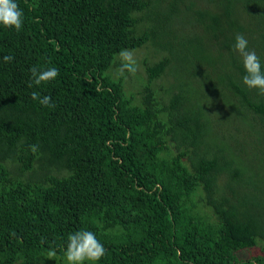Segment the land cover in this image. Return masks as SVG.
Here are the masks:
<instances>
[{
    "label": "trees",
    "instance_id": "1",
    "mask_svg": "<svg viewBox=\"0 0 264 264\" xmlns=\"http://www.w3.org/2000/svg\"><path fill=\"white\" fill-rule=\"evenodd\" d=\"M15 2L0 264H67L77 231L106 249L96 264H264V96L233 50L243 34L264 70V0ZM140 48L120 75V51ZM33 66L59 75L29 87Z\"/></svg>",
    "mask_w": 264,
    "mask_h": 264
},
{
    "label": "clouds",
    "instance_id": "2",
    "mask_svg": "<svg viewBox=\"0 0 264 264\" xmlns=\"http://www.w3.org/2000/svg\"><path fill=\"white\" fill-rule=\"evenodd\" d=\"M23 24V12L15 0H0V25L5 28H12L20 31ZM249 42L243 34H237L234 37L233 50L241 57L245 75L242 77V83L249 89H256L258 94L264 96V70L260 58L254 50L248 46ZM120 67L118 72L123 75L125 72L135 73L138 69V63L134 52L129 49L121 50L119 53ZM14 59L11 55L3 57L4 62H10ZM31 72V83L28 85L39 86L42 83L55 80L59 75L58 69L50 68L39 71L33 66ZM31 99L37 101L42 107H54L50 96L40 97L38 92L31 93ZM33 152H36V146H30ZM106 249L97 239L96 234L91 231H77L68 236V242L64 257L67 264H85V261L96 264L104 255ZM54 251L49 252L50 257L55 256ZM179 255V253H177Z\"/></svg>",
    "mask_w": 264,
    "mask_h": 264
},
{
    "label": "rangeland",
    "instance_id": "3",
    "mask_svg": "<svg viewBox=\"0 0 264 264\" xmlns=\"http://www.w3.org/2000/svg\"><path fill=\"white\" fill-rule=\"evenodd\" d=\"M145 52V49L144 48H140L139 50H137L135 53H134V55H140V54H142V53H144ZM128 80V79H127ZM254 250L255 249H252V253H254Z\"/></svg>",
    "mask_w": 264,
    "mask_h": 264
}]
</instances>
